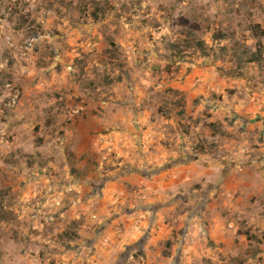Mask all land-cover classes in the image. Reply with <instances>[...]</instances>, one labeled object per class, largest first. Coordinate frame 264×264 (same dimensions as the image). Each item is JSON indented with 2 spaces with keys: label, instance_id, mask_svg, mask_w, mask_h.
Instances as JSON below:
<instances>
[{
  "label": "rangeland",
  "instance_id": "1",
  "mask_svg": "<svg viewBox=\"0 0 264 264\" xmlns=\"http://www.w3.org/2000/svg\"><path fill=\"white\" fill-rule=\"evenodd\" d=\"M0 264H264V0H0Z\"/></svg>",
  "mask_w": 264,
  "mask_h": 264
}]
</instances>
